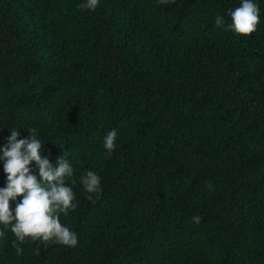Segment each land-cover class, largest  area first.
Wrapping results in <instances>:
<instances>
[{
	"label": "trees",
	"instance_id": "trees-1",
	"mask_svg": "<svg viewBox=\"0 0 264 264\" xmlns=\"http://www.w3.org/2000/svg\"><path fill=\"white\" fill-rule=\"evenodd\" d=\"M79 2L0 0V144L35 127L66 152L78 234L18 254L9 230L0 264H264V0L247 36L214 25L240 0Z\"/></svg>",
	"mask_w": 264,
	"mask_h": 264
},
{
	"label": "clouds",
	"instance_id": "clouds-1",
	"mask_svg": "<svg viewBox=\"0 0 264 264\" xmlns=\"http://www.w3.org/2000/svg\"><path fill=\"white\" fill-rule=\"evenodd\" d=\"M98 4L99 0H80L76 6L94 10ZM227 16L230 20L216 14L214 25L244 36L254 33L262 20L259 0H240L238 6L227 10ZM20 129H27L28 135L21 136ZM9 132L6 142L0 144V162L6 174L4 185L0 186V238L10 230L18 254L26 238L76 246L77 232L60 219L61 214L67 216L76 207L73 185L77 180L69 156L64 152L55 164L51 163L44 154L45 141L35 127H12ZM117 135L115 128L103 135L106 155L115 149ZM78 179L85 192L100 194L101 177L96 171L86 169ZM10 200L14 207H10ZM191 220L198 224L201 216L193 214Z\"/></svg>",
	"mask_w": 264,
	"mask_h": 264
}]
</instances>
